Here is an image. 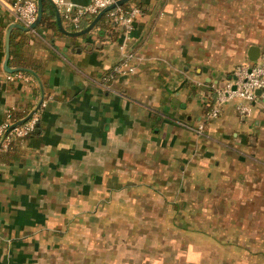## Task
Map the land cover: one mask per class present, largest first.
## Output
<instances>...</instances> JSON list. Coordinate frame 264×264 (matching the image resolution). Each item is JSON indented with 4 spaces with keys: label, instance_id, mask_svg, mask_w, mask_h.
<instances>
[{
    "label": "crops",
    "instance_id": "0c3cea01",
    "mask_svg": "<svg viewBox=\"0 0 264 264\" xmlns=\"http://www.w3.org/2000/svg\"><path fill=\"white\" fill-rule=\"evenodd\" d=\"M134 1L127 34H18L9 65L37 76L9 79L0 0V123L44 95L37 134L0 151V264H264V101L194 131L211 84L264 64V0ZM125 52L136 71L105 84Z\"/></svg>",
    "mask_w": 264,
    "mask_h": 264
},
{
    "label": "built area",
    "instance_id": "2783aa9c",
    "mask_svg": "<svg viewBox=\"0 0 264 264\" xmlns=\"http://www.w3.org/2000/svg\"><path fill=\"white\" fill-rule=\"evenodd\" d=\"M58 7L64 24L70 25L74 31L83 29L81 19L87 14L98 15L109 5L118 0H92L87 5H77L70 0H52ZM140 10L137 7L125 10L122 6H116L111 9L110 15L113 22L123 29L127 34L133 27L134 18ZM15 21L23 26H30L36 21L38 15V0H17L14 6ZM134 54L125 52L123 61L117 64L112 72L105 78L114 79L119 74H129L136 71L132 63ZM23 72L9 73L8 78L13 79L16 76H23ZM211 96L213 95L210 109L206 110L202 120L194 128L196 133L202 134L209 122L218 118L225 104L239 101L237 109L243 116H249L251 113V103L256 100L264 101V64L245 63L238 66L231 75L221 83L210 85ZM258 90L260 93L258 94ZM43 103V102H42ZM19 119H13L11 110L7 111L6 119L0 123V151L6 150L9 146L10 137H24L35 130L38 122L36 112L24 123L13 126ZM13 126V127H12ZM9 130L8 134L6 132Z\"/></svg>",
    "mask_w": 264,
    "mask_h": 264
},
{
    "label": "water",
    "instance_id": "95a60500",
    "mask_svg": "<svg viewBox=\"0 0 264 264\" xmlns=\"http://www.w3.org/2000/svg\"><path fill=\"white\" fill-rule=\"evenodd\" d=\"M47 1H49L53 5L55 10H56L57 24H58L59 29L63 33H65V34H67L69 36H81V35H84V34L88 33L89 31H91L94 28V26L96 25V23L98 22V20L101 18V16L103 14H105L107 11L115 8L116 6H122L123 4L128 3L131 0H118L116 3H113V4L109 5L108 7L103 9L101 12H99V14L96 16V18L93 20V22L91 24H89L87 27H85V28H83V29H81L79 31H69V30H67L63 26L61 15H60V11H59L58 7L53 3L52 0H47ZM43 11H44V0H38V15H37L36 21L34 23H32L30 26H23L22 24H19V23H13V24H11L9 26L7 34H6V58H5V62H4V69H5L6 72H8V73L30 72V73L34 74L35 76H37L36 73L30 68H27V67H11L9 65L11 33H12V30L14 28H20V29H22L24 31H31V30L35 29L41 23V21L43 19V13H44ZM253 59L256 60L255 58H253ZM257 93L259 94L260 90H258ZM43 97H44V95H43ZM43 97H42V99L40 100L39 104L37 105L36 109L33 112H31L28 116H26L22 120H20L17 123H15L13 126L19 125L21 123H24L26 120H28L38 110V108L42 104ZM8 132H9V130L6 132V135L8 134Z\"/></svg>",
    "mask_w": 264,
    "mask_h": 264
},
{
    "label": "trees",
    "instance_id": "16d2710c",
    "mask_svg": "<svg viewBox=\"0 0 264 264\" xmlns=\"http://www.w3.org/2000/svg\"><path fill=\"white\" fill-rule=\"evenodd\" d=\"M45 3H46V1H45ZM46 6H47L46 9H49V8L51 9V4L49 2H47ZM133 7H137L140 10L139 5H137L134 0L122 5V8H124L125 10H129L130 8H133ZM110 12H111V10H109L105 14H103L101 16V18L98 20V22L96 23L95 26H101L105 30H109L111 35L118 36L120 31L122 32L123 29L121 27L118 28V26L113 22L112 17L110 15ZM96 16L97 15H94V14H87L84 17H82V19H81V27L84 28V27L88 26L89 24H91L93 22V20L96 18ZM42 22L46 23L48 25H53L55 27L57 26L56 25L57 23H56L55 20L51 21L50 14L44 15V17L42 19ZM25 33H26L25 31L17 30L16 33L13 36H11V48H12L11 49V58L15 57V55H16V48H17V45H18V43L16 42L17 35L20 34V35L24 36L23 34H25ZM14 62L15 61H12V63L14 65H17V66H14V67L24 66V64H22L20 62H16V63H14ZM112 70H113V68L110 69L109 71H107L105 75H108L110 72H112ZM212 97H213V95H212ZM38 109H39V111L38 110L36 111V115L38 116L39 119H38V122L36 124L35 130H33L32 132H30L28 135H26L24 137H17V136H12L11 135L10 142H9L10 145L12 143H14L15 141L27 140V139H29V138H31V137H33V136H35L37 134L38 129L40 128V123H41V115H40V110L41 109L40 108H38ZM208 109H210V106L208 107ZM11 114H12L13 119H19V118L25 117V115H26V113H17L15 110H11Z\"/></svg>",
    "mask_w": 264,
    "mask_h": 264
}]
</instances>
